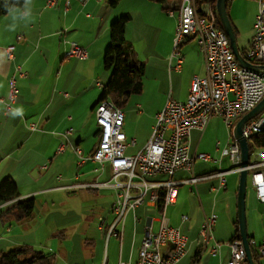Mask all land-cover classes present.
I'll return each instance as SVG.
<instances>
[{
  "label": "crops",
  "instance_id": "0c3cea01",
  "mask_svg": "<svg viewBox=\"0 0 264 264\" xmlns=\"http://www.w3.org/2000/svg\"><path fill=\"white\" fill-rule=\"evenodd\" d=\"M134 1L140 5V13L137 19L130 14V21H137L140 37L147 24L151 29L163 28L158 3ZM114 8L110 0H54L53 5L49 0H27L23 7L0 15V182L13 179L21 195L18 199H35L34 212L25 219H20L18 210L11 208L18 199L0 205V255L26 245L52 254L54 264H136L146 227L150 225L154 231L160 228L161 206L150 201L152 188L144 202L130 209L110 233L118 190L81 186L109 181L113 175L109 163L88 157L99 141L95 105L104 85L101 79L107 82L110 77L103 57L110 24L121 13ZM153 9L157 13L153 14ZM257 12V0H249L246 30L239 17L230 18L240 50L250 46ZM131 26L127 24L125 36L134 47L129 34ZM245 37L247 44L241 47L239 38L244 43ZM73 43L85 47L88 57L69 56ZM174 44V35L165 44L160 36L149 38L147 46L152 51L147 65L144 64L148 66L147 86L160 98L156 103L138 104L141 111L133 124L126 122L125 114L128 156L136 155L148 143L156 115L167 101H186L193 77L207 74L205 55L198 45H180L177 51L183 61L179 64ZM9 45L15 47L12 60L6 55ZM17 66L22 67L25 76L17 73ZM13 75L19 87L15 101L10 102L9 79ZM110 102L114 103L111 98ZM224 123L221 117H214L204 130L191 131L188 152L194 159L192 167L180 168L172 177L146 176L150 182L172 179L178 183L176 201L166 207L169 224L186 237L187 253L176 264H229V243L237 232L240 234V171L230 170L232 162L227 148L235 137ZM62 145L64 150L59 152ZM76 147L82 149L84 158L78 155ZM254 150L264 152V146ZM200 153L211 158H199ZM35 154L38 157L26 160ZM221 171H229L224 179L218 174ZM158 190L163 193V189ZM210 215L216 216L213 240L204 249L200 231ZM246 215L250 245L257 247L261 255L259 264H264V202L258 199L253 186L246 193ZM215 242H220L221 247L217 254H212L210 246ZM167 250V246L163 247L164 253Z\"/></svg>",
  "mask_w": 264,
  "mask_h": 264
},
{
  "label": "built area",
  "instance_id": "2783aa9c",
  "mask_svg": "<svg viewBox=\"0 0 264 264\" xmlns=\"http://www.w3.org/2000/svg\"><path fill=\"white\" fill-rule=\"evenodd\" d=\"M257 2L254 34L246 55L242 54L251 63L263 66L259 71L242 66L236 59L229 36L222 25L219 26V15L217 16L211 4L187 0L185 11H178L174 51L179 55V64L183 61L177 51L179 46L194 38L205 55L207 74L193 77L186 101L172 98L167 101L156 115L150 140L136 155L128 156L125 153L129 143L124 132L125 113L122 108L110 107V98L102 99L95 105L99 141L88 158L98 163H109L113 175L109 181L81 186L113 187L118 190L112 207L116 217L109 232L115 231L130 209L144 202L150 188L153 189L151 202L163 199L160 228L154 231L152 226L146 227L147 232L136 264H176L187 253L186 237L178 228L172 227L166 217V207L176 201L178 183L172 179L150 182L146 176L165 174L172 177L176 170L192 167L194 159L188 152V140L193 129L204 130L212 118L221 117L234 133L236 122L264 97V0ZM49 3L53 5L54 0H49ZM168 13L171 16L175 14L174 10ZM14 50V45L6 47L8 59L14 58ZM68 55L84 59L88 57V50L73 43ZM17 73L21 77L26 74L21 66H17ZM9 85V99L14 102L18 94L16 76L9 79ZM263 126L264 114H261L245 124L243 134L249 139L257 135ZM31 128L35 129V125L32 124ZM71 131L72 129L68 132ZM63 150L64 145L59 148V152ZM75 150L82 157V149L76 147ZM227 154L232 162L230 170L240 171L242 153L235 138L229 143ZM251 155L248 167L250 182L258 199L264 202V152L254 150ZM198 157L206 160L211 158L205 153L198 154ZM227 172L229 171H221L218 174L224 179ZM160 188L163 189V196L158 190ZM215 222L216 216L210 215L202 225L200 237L204 249L213 240ZM229 245V264H243L247 259L242 240H233ZM165 246L168 247L166 253L163 252ZM220 247L221 243L215 242L210 246V252L217 254Z\"/></svg>",
  "mask_w": 264,
  "mask_h": 264
},
{
  "label": "trees",
  "instance_id": "16d2710c",
  "mask_svg": "<svg viewBox=\"0 0 264 264\" xmlns=\"http://www.w3.org/2000/svg\"><path fill=\"white\" fill-rule=\"evenodd\" d=\"M27 0H0V15H5L15 8L23 7ZM169 11H178L182 0H151ZM200 3L206 2L213 6L217 13V0H198ZM120 0H110V5L115 7ZM170 4V5H169ZM228 5V1H227ZM129 13L123 14L120 18L113 20L109 27V43L105 49L103 63L106 70L110 72V78L106 85L101 88V95L98 101L111 98L117 107H123L129 97L134 93H140L143 88L142 77L145 71L144 63H136L127 55L129 43L126 39V27L130 21ZM218 24L221 26L220 19ZM128 45V46H127ZM130 48V46H129ZM246 55V50H241ZM264 146V126L261 131L249 138V147L252 152L256 147ZM17 183L10 178L0 182V205L20 197ZM163 196V193H161ZM163 199L158 200L159 206ZM17 209L20 219L29 218L35 208V199L33 197L18 199L11 207ZM2 213V212H0ZM240 239L237 232L232 240ZM253 258L256 264H259L260 254L257 247L251 246ZM248 264L247 261H245ZM0 264H54L52 254H45L42 251L33 249L29 246L15 247L0 255Z\"/></svg>",
  "mask_w": 264,
  "mask_h": 264
},
{
  "label": "rangeland",
  "instance_id": "374dc122",
  "mask_svg": "<svg viewBox=\"0 0 264 264\" xmlns=\"http://www.w3.org/2000/svg\"><path fill=\"white\" fill-rule=\"evenodd\" d=\"M248 1L249 0H228V13H229L230 18H238L239 17L240 20H242V22H243L244 30H246L248 27V25L246 26V22H245V14H246L247 7H248ZM229 2H230V4H229ZM139 6L140 5H138L136 3V1H134V0H122L121 3H118L117 6H115V8H114L116 12H121L118 14L119 17H117V19L120 18V16H122V14H127V13L135 16V19L139 18V15H138L140 13V11H139L140 7ZM160 7L161 8H159V9L163 14V19L161 21L163 28L160 30H158V29L155 30L153 28L151 29V26L147 24L146 27L144 28L143 37H140L141 35H138V23H137V21L131 20L128 22V23H130V25L132 24L131 29L129 28V34L131 35V37L133 39V43H134L133 46L134 47H132V45L128 42L130 48L127 45L128 46L127 55L130 56V58L133 62L144 63L145 65H147V59L149 58V54L152 51L150 46H147L149 38L160 36L161 42L163 44H165L167 42V39L171 38L172 35H174V38L176 36V27L178 24V11H174L176 14L171 16L168 14L167 10L162 8L161 5H160ZM157 11L158 10L153 9L152 13L155 14V13H157ZM151 22L153 24L154 21H151ZM144 40L146 41L147 44L145 43ZM247 41L248 40L246 37L244 38V43L239 38L240 46L241 47L245 46V44H247ZM187 44L198 45V42L196 39L193 38L189 42L186 41L185 45H187ZM147 67L145 66L144 75L142 77V82H143L142 92L132 94L129 97V100L126 103V105L123 107V110L126 114V122H127V120H129L130 124H133V121H135V116L138 114L137 112L141 111V108L137 107L138 104H142L145 102L156 103L157 98H160V95H158V93L153 95V90L151 91V88L149 86H147V76H148V74L146 72ZM106 71L109 72L108 70H106ZM101 81L104 85H106L108 82V81L107 82L103 81L102 79H101ZM93 123H96L95 117L93 118ZM224 125H226V124L224 123ZM33 157L36 158L38 156L35 154V155L27 158L26 160H31V159L33 160ZM31 164H32V161H30L29 165H31ZM251 188H252V186H251L250 182L248 181V185H247L248 193L251 191ZM43 251L48 252L47 249H43Z\"/></svg>",
  "mask_w": 264,
  "mask_h": 264
},
{
  "label": "water",
  "instance_id": "95a60500",
  "mask_svg": "<svg viewBox=\"0 0 264 264\" xmlns=\"http://www.w3.org/2000/svg\"><path fill=\"white\" fill-rule=\"evenodd\" d=\"M227 1L228 0H217L216 9L219 15L221 25L225 30V32L227 33V35L229 36L231 47L236 56V59L244 67H247L255 71L262 70L263 66L251 63L242 54L238 45L235 28L232 24V21L228 13ZM261 114H264V97L251 111H249L239 119L234 129V137L240 144L241 153H242V160H241L242 169L240 170V183L238 190V222H239L241 240L246 250V259L248 261V264H256V263L253 258V252L247 231L246 193H247V181H248V167L250 165V148H249L248 138L244 136L243 132H244L245 124Z\"/></svg>",
  "mask_w": 264,
  "mask_h": 264
},
{
  "label": "bare ground",
  "instance_id": "6f19581e",
  "mask_svg": "<svg viewBox=\"0 0 264 264\" xmlns=\"http://www.w3.org/2000/svg\"><path fill=\"white\" fill-rule=\"evenodd\" d=\"M186 2L187 0H183L182 3H181V6H180V11H185V8H186ZM114 104V103H113ZM111 102H110V107H115ZM117 107V106H116Z\"/></svg>",
  "mask_w": 264,
  "mask_h": 264
}]
</instances>
